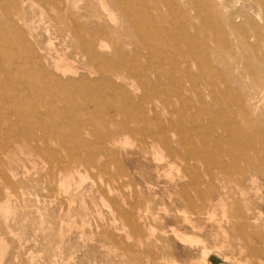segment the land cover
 <instances>
[{"label":"rangeland","instance_id":"1","mask_svg":"<svg viewBox=\"0 0 264 264\" xmlns=\"http://www.w3.org/2000/svg\"><path fill=\"white\" fill-rule=\"evenodd\" d=\"M0 264H264V0H0Z\"/></svg>","mask_w":264,"mask_h":264},{"label":"bare ground","instance_id":"2","mask_svg":"<svg viewBox=\"0 0 264 264\" xmlns=\"http://www.w3.org/2000/svg\"><path fill=\"white\" fill-rule=\"evenodd\" d=\"M74 24V23H73Z\"/></svg>","mask_w":264,"mask_h":264}]
</instances>
